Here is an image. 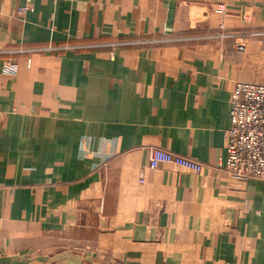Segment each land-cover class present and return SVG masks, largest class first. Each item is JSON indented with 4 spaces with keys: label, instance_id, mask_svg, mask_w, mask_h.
I'll use <instances>...</instances> for the list:
<instances>
[{
    "label": "crops",
    "instance_id": "1",
    "mask_svg": "<svg viewBox=\"0 0 264 264\" xmlns=\"http://www.w3.org/2000/svg\"><path fill=\"white\" fill-rule=\"evenodd\" d=\"M22 2L0 0V264H264V179L221 166L264 0Z\"/></svg>",
    "mask_w": 264,
    "mask_h": 264
},
{
    "label": "built area",
    "instance_id": "2",
    "mask_svg": "<svg viewBox=\"0 0 264 264\" xmlns=\"http://www.w3.org/2000/svg\"><path fill=\"white\" fill-rule=\"evenodd\" d=\"M20 13L32 10L33 0H22ZM239 49L245 46L240 43ZM4 72L14 74L17 64L7 61ZM148 165L157 168L173 163L201 173L204 165L168 149L150 147ZM221 166L233 177L264 179V84L239 81L232 94L231 127L227 131L226 156Z\"/></svg>",
    "mask_w": 264,
    "mask_h": 264
}]
</instances>
